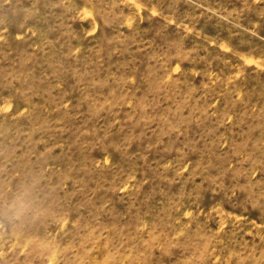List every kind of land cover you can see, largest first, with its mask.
I'll return each instance as SVG.
<instances>
[{
  "label": "rangeland",
  "instance_id": "374dc122",
  "mask_svg": "<svg viewBox=\"0 0 264 264\" xmlns=\"http://www.w3.org/2000/svg\"><path fill=\"white\" fill-rule=\"evenodd\" d=\"M0 264H264V0H0Z\"/></svg>",
  "mask_w": 264,
  "mask_h": 264
}]
</instances>
